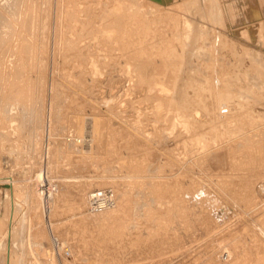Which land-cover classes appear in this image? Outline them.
<instances>
[{
	"label": "rangeland",
	"instance_id": "374dc122",
	"mask_svg": "<svg viewBox=\"0 0 264 264\" xmlns=\"http://www.w3.org/2000/svg\"><path fill=\"white\" fill-rule=\"evenodd\" d=\"M205 1L0 0V264H264V0Z\"/></svg>",
	"mask_w": 264,
	"mask_h": 264
},
{
	"label": "built area",
	"instance_id": "2783aa9c",
	"mask_svg": "<svg viewBox=\"0 0 264 264\" xmlns=\"http://www.w3.org/2000/svg\"><path fill=\"white\" fill-rule=\"evenodd\" d=\"M115 193L110 188L96 189L87 194L88 208L91 212H96L110 208L115 204ZM57 242V239H54Z\"/></svg>",
	"mask_w": 264,
	"mask_h": 264
},
{
	"label": "bare ground",
	"instance_id": "6f19581e",
	"mask_svg": "<svg viewBox=\"0 0 264 264\" xmlns=\"http://www.w3.org/2000/svg\"><path fill=\"white\" fill-rule=\"evenodd\" d=\"M155 2H156V4H158V5H161V6H164V7H169V8H175V7H177L178 6V2L180 1V0H154ZM203 1H205V0H203ZM210 1V0H209ZM258 1V0H257ZM206 3H207V1H205ZM204 2V3H205ZM212 2V1H211ZM258 2H260V1H258ZM208 4H209V2H208ZM207 4V5H208ZM227 4V3H226ZM262 4H263V2H262ZM206 5V4H205ZM206 5V6H207ZM210 5V4H209ZM230 5H231V3H230ZM247 5V4H246ZM260 5V4H259ZM227 6H229L228 4H227ZM248 6V5H247ZM242 7V6H241ZM240 7V8H241ZM259 7V6H258ZM264 7V6H263ZM230 8V6L227 8V12H228V9ZM230 10V9H229ZM232 10V9H231ZM230 10V11H231ZM241 10H242V8H241ZM261 10V9H260ZM230 14H232V16H233V13H232V11L230 12ZM227 15H228V13H227ZM244 15H245V13H244ZM230 16V15H229ZM232 16L230 17V21H231V18H232ZM235 17V16H234ZM244 19H246V18H244ZM262 19V18H261ZM235 21V19H232V21ZM248 21V20H247ZM238 22V21H237ZM246 22V21H245ZM251 22V21H250ZM254 22V21H253ZM232 24V23H231ZM238 25L240 24V23H237ZM243 24H245V23H243ZM250 24H252V23H250ZM237 25H235V27H236ZM250 26V25H249ZM246 187H247V185H246ZM251 187H253V186H251ZM259 203V202H258ZM260 220H262V219H260ZM262 231V230H261ZM262 233H263V231H262Z\"/></svg>",
	"mask_w": 264,
	"mask_h": 264
}]
</instances>
